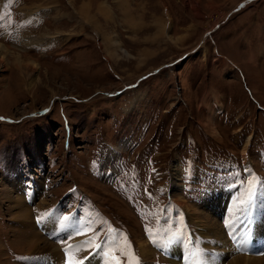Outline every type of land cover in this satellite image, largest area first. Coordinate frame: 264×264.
<instances>
[{
	"label": "rangeland",
	"instance_id": "rangeland-1",
	"mask_svg": "<svg viewBox=\"0 0 264 264\" xmlns=\"http://www.w3.org/2000/svg\"><path fill=\"white\" fill-rule=\"evenodd\" d=\"M210 164L226 192L184 196L183 177L211 179ZM28 169L42 176L35 207L17 188ZM260 173L264 0H0V264L52 259L60 244L36 228L34 212L65 196L60 211L79 222L65 230L84 227L71 239L95 237L79 257L95 250L87 259L97 264H129L131 253L158 264L145 231L170 235L183 207L184 230L207 241L208 214L225 237L219 212L232 206L230 181L240 175L241 200ZM82 194L96 211L79 207ZM37 233L44 241H33Z\"/></svg>",
	"mask_w": 264,
	"mask_h": 264
},
{
	"label": "bare ground",
	"instance_id": "bare-ground-1",
	"mask_svg": "<svg viewBox=\"0 0 264 264\" xmlns=\"http://www.w3.org/2000/svg\"><path fill=\"white\" fill-rule=\"evenodd\" d=\"M38 191L39 190L37 188H35L34 195L31 196L32 202L34 201V199H36L38 197V193H39ZM221 195L224 196V194H221ZM17 199L20 200L19 198H17ZM21 199L23 201V205H25L27 203V202L25 203V197L22 196ZM231 202H233L232 199H231ZM221 203H222V201H221ZM225 204L227 205V202H225V203L223 202V205H224L223 210L224 211L226 210ZM215 207L218 208V205L216 203H215ZM232 213H233V211L230 214H232ZM30 214H31V209H29V208L20 209L19 215H21V216L25 215L26 217H28V215H30ZM207 215H204V214L202 215L203 219H209V220H206V222L202 221L204 224V232L202 235H205L207 237V241H203V245H204V247L209 248L210 251H205L203 253L204 264H218L219 263V262H217L218 256L214 255V251H215V254H218V253H216L217 252L216 250L218 248L214 247V245L215 246H218V245L221 246V249H218V250L220 251V255L222 256L223 259H224L223 254L229 255L228 256V258H229L228 264H263L264 263V256L260 257L259 259H255V258H252L251 256L249 257V256L243 255V254L242 255H236L235 251H234L235 250L234 247L229 243L227 238L224 237V235L222 233H219L216 230V226H220V225H218V223H216V219L211 220L209 218V216H207ZM59 222H60V219L58 220V216L53 215L50 223L45 224V228L47 230H51V231L57 230L59 228ZM257 222H258V228H257L258 234L263 236L264 235V211H263V209L260 210V213L257 217ZM207 225H209V226H207ZM210 230H212L214 236H212L210 234ZM216 232H218L219 234H217ZM37 234H35V236L37 235L38 238L36 236V240H33V241H38V239L39 240L42 239L44 241V238L42 237V235H40L39 233H37ZM30 242H32V241H30ZM167 251H168L169 258H170V260L167 261L168 264H185V259H186L187 254L185 252V247H184L183 243L177 242L175 245L167 246ZM145 252H147L149 255L151 254L150 251L147 249ZM54 253H55V255L51 259L53 261V263L59 262V264H63L64 254L62 253L61 249L60 248L54 249ZM26 259H31V258H26ZM46 259L47 258L41 259V261H42L41 264H45L44 261ZM79 261H81V260H79ZM60 262H62V263H60ZM85 262H87L86 264H97L96 259H93V260L87 259ZM29 264H31V263H29Z\"/></svg>",
	"mask_w": 264,
	"mask_h": 264
},
{
	"label": "snow or ice",
	"instance_id": "snow-or-ice-1",
	"mask_svg": "<svg viewBox=\"0 0 264 264\" xmlns=\"http://www.w3.org/2000/svg\"><path fill=\"white\" fill-rule=\"evenodd\" d=\"M254 195H255V191H251V190H250V192H249V200L246 201L245 203H250V202H251V198H252ZM63 219H64L65 221H67V220L69 219V217H63ZM77 233L79 234V229H77ZM94 238H95V237H92V238H90L89 240H85V241L83 242L82 245H74L73 247L79 249L80 247H82V246H84V245H89V244L92 243V239H94ZM125 246H127V241H126V240H125ZM95 247H96L98 250H100V249L103 248V245H102V244H101V245H95ZM197 254H199V253H197ZM129 256H130L129 264H139V260H138V258H135L134 255L131 254V253H129ZM86 259H87V258H86ZM67 264H83V262H82V261H79V260H75V261H73L72 259H69V260L67 261ZM117 264H119L118 261H117Z\"/></svg>",
	"mask_w": 264,
	"mask_h": 264
}]
</instances>
